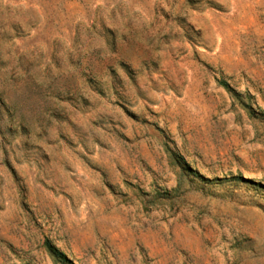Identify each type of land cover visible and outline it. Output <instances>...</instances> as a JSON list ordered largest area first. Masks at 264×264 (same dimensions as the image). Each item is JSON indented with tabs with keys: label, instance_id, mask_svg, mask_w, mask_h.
I'll return each mask as SVG.
<instances>
[{
	"label": "rangeland",
	"instance_id": "rangeland-1",
	"mask_svg": "<svg viewBox=\"0 0 264 264\" xmlns=\"http://www.w3.org/2000/svg\"><path fill=\"white\" fill-rule=\"evenodd\" d=\"M48 240L264 264V0H0V264Z\"/></svg>",
	"mask_w": 264,
	"mask_h": 264
},
{
	"label": "trees",
	"instance_id": "trees-1",
	"mask_svg": "<svg viewBox=\"0 0 264 264\" xmlns=\"http://www.w3.org/2000/svg\"><path fill=\"white\" fill-rule=\"evenodd\" d=\"M223 86L231 94L233 98H240L241 95L237 93L228 83L224 82ZM249 98H251L250 95ZM241 104L245 109L250 110V104L244 103L243 101L241 102ZM167 153L169 157L175 159V161L179 165H181L183 169L191 172V174H193L194 176L201 177V175L198 172L194 171L189 167L188 163L181 155L171 151L170 149H167ZM46 248L56 263L73 264L72 261L68 259L67 255L64 252H62L59 248H57L55 245H53L49 240L46 242Z\"/></svg>",
	"mask_w": 264,
	"mask_h": 264
}]
</instances>
